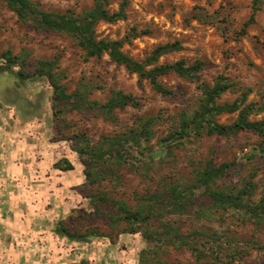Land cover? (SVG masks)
Returning a JSON list of instances; mask_svg holds the SVG:
<instances>
[{"label": "rangeland", "instance_id": "obj_1", "mask_svg": "<svg viewBox=\"0 0 264 264\" xmlns=\"http://www.w3.org/2000/svg\"><path fill=\"white\" fill-rule=\"evenodd\" d=\"M34 1L46 11L73 9L78 13L94 3V0ZM123 1L111 0L109 8L118 10ZM252 2L128 0L127 18L115 22L100 21L96 34L99 38L120 39L132 27H137V36L125 42L123 50L140 60L146 58L157 45L178 41L182 48L162 55L159 63L182 58L188 63L202 60L205 62L200 72L202 80L213 84L219 74H225L236 83L233 90L218 98V102H231L242 91L251 88L247 102L264 104V3L256 20L242 33L244 23L252 13ZM197 6L204 8L202 11L208 15L198 17L195 14ZM217 11L232 15L233 23L229 29L222 28V16ZM8 50L17 56L15 64L11 63L8 55H4ZM54 58L58 59L55 71L63 74L59 82L65 86L67 93H74L87 85L90 99L106 102L113 91L123 90L133 94L140 105L117 108L113 118L81 111L69 100L60 99L47 77L34 76L38 60ZM160 80L174 90L173 95L158 92L149 80L119 65L108 53L88 57L73 36L38 29L30 21L23 20L6 0H0V87L20 81L26 93L33 97L36 107L31 115L21 113L22 120L32 116L48 118L50 115L53 118L50 158L37 157L30 169H24L21 183H75L67 190L69 194L64 195L70 208L65 207L64 217L58 219L59 224L68 226L72 232H91L87 239L89 242L107 236L111 243L119 242L121 253L131 250L133 259L137 260L145 247H154V244L142 232L131 236L132 233L125 230V221L111 225L107 215L113 214L114 209L98 197L124 200L135 208L142 196L163 190L166 183H193L197 167L202 168L210 159L216 164L234 163L227 176L219 180L222 187L236 188L246 180H252L256 183L253 199L259 201L264 195V152L259 150L261 137L255 132L245 130L231 136L191 135L168 144L171 142L165 138L179 123L180 114L183 111L193 112L198 106L201 89L197 82L173 72L162 75ZM39 89H43L44 94L40 95L37 92ZM4 95V102L12 100L7 93ZM7 112L8 109L5 110ZM237 115V112L225 113L216 119L221 123H231ZM152 116L157 118L152 125L154 135L144 143L142 152L134 150L135 155L130 159L134 165L125 162L116 169V176L103 178L99 183L88 181L87 156L78 151L82 145L79 137L84 135L96 144L104 137L129 131L138 119ZM250 119L264 121V110L253 113ZM41 162L46 164L42 170ZM68 162L73 164V169H67ZM55 173L63 174L56 176ZM167 220L184 233L201 228L210 233L223 234L222 238L227 242L228 238H232L233 243L239 246V256L224 264H264V218L250 217L243 210L220 208L211 217L170 213ZM133 236L136 238L133 239ZM245 247L248 252H244ZM154 249L150 254L170 264H198L196 256L186 246L161 244ZM117 259L114 256L112 264ZM207 261L212 263L213 257L209 255L202 260Z\"/></svg>", "mask_w": 264, "mask_h": 264}, {"label": "trees", "instance_id": "obj_2", "mask_svg": "<svg viewBox=\"0 0 264 264\" xmlns=\"http://www.w3.org/2000/svg\"><path fill=\"white\" fill-rule=\"evenodd\" d=\"M8 5L25 21H30L38 29L51 30L69 34L85 50L88 57L102 56L108 53L119 65H124L130 72L137 73L140 78L149 80L154 89L164 95H173L174 90L164 85L160 77L169 73L195 81L201 89L199 103L192 111H183L180 121L165 140L176 142L188 136L195 135H222L231 136L241 131L250 130L261 137L259 150L264 152V121L251 120L253 113L264 110V104L258 102H247L248 94L252 91L247 88L240 96L231 102H218V98L225 92L233 90L236 83L225 74H219L213 84L201 79L205 62L197 60L188 63L182 58L174 62L159 63L162 55L182 48L178 41L167 42L157 45L144 59H135L128 55L123 46L125 42L137 36V27L120 39L99 38L96 27L100 21L115 22L126 19L128 16V0H124L118 10H111V0H94L93 6L76 12L73 9L66 11H46L34 0H6ZM264 0H253L252 13L244 23L242 33L256 20L258 11L262 8ZM198 17L208 15L203 12L204 8H195ZM217 11L216 13H221ZM223 29H229L233 23L230 13L220 14ZM11 59V63L17 61L8 50L4 53ZM12 57H11V56ZM58 59L38 60L34 76L47 77L54 86V92L60 99L69 100L73 106L81 111H91L93 114H103L107 118L114 117V110L124 108L127 105L139 106V100L131 93L123 90H115L106 102L92 100L88 97L89 88L84 85L74 93H67L65 86L61 84V72H56L55 67ZM237 112V118L231 123H221L216 117L225 113ZM156 117L138 119L136 125L122 133V135L104 137L99 143L92 144L91 140L81 135V147L78 150L87 156L86 174L88 181L100 182L103 178L117 175L116 169L125 162L133 164L130 159L134 156V150L141 152L145 148L144 143L151 140L154 135L152 129ZM134 165V164H133ZM233 162L216 164L213 159L206 161L204 166L197 167L193 183H166L163 190L142 196L137 207H130L124 200L100 196L98 199L105 200L114 209V213L107 215L111 225H117L125 221L126 231L135 234L142 232L143 236L154 244V247H145L141 251L138 264H170L152 253L155 246L161 244H172L174 246H186L192 250L197 258L198 264H224L225 261L239 256V246L233 243L232 238L224 241L223 234L210 233L204 229L197 228L191 232L184 233L180 228L167 220L170 213L191 214L195 217H211L220 208L243 210L250 217L264 218V195L259 201H255L256 183L246 180L240 187H222L219 180L225 178L232 170ZM73 164L68 162L67 169H73ZM90 168V170H89ZM96 183V184H98ZM103 213V212H102ZM136 224H140L137 226ZM159 228H162L159 230ZM57 230L71 239L87 240L91 232H72L68 226L58 224ZM96 232V231H94ZM244 252H248L245 247ZM211 255L213 262H202ZM78 264H88L83 259Z\"/></svg>", "mask_w": 264, "mask_h": 264}, {"label": "crops", "instance_id": "obj_3", "mask_svg": "<svg viewBox=\"0 0 264 264\" xmlns=\"http://www.w3.org/2000/svg\"><path fill=\"white\" fill-rule=\"evenodd\" d=\"M6 93L12 98L10 115L2 106ZM0 105V264H78L83 259L88 264H112L114 256L118 261L113 264H138L131 250L121 253L119 242L111 243L107 236L89 242L57 230L65 207L70 208L64 195L75 183H21L24 169H30L37 157L50 158L53 118L22 120L20 111L29 114L36 105L13 87L0 90ZM45 165L41 162V170Z\"/></svg>", "mask_w": 264, "mask_h": 264}, {"label": "flooded vegetation", "instance_id": "obj_4", "mask_svg": "<svg viewBox=\"0 0 264 264\" xmlns=\"http://www.w3.org/2000/svg\"><path fill=\"white\" fill-rule=\"evenodd\" d=\"M13 84H15V86L13 87V89L15 90V91H19V95L21 96V97H24V98H26V99H29V100H31L33 103H34V100L32 99L33 97H31V95L29 94V93H26V88H24L23 86H22V83L19 81H15L14 83H10V84H7L6 86H4V87H0V90H5V89H12V86H13ZM16 88V89H15ZM38 93H40V95L41 94H44L43 92H45V91H43V89H39V91H37ZM8 93V92H7ZM17 93V92H16ZM34 94V93H33ZM15 100V99H14ZM45 103H47L46 101H45ZM2 104V103H1ZM8 105H11L12 106V103H9V102H3V108L5 109V107H6V109H9V107H7ZM32 105V104H31ZM34 105H35V103H34ZM1 106V105H0ZM31 107V106H30ZM19 108V111L21 110V108H22V106H19L18 107ZM18 110V109H17ZM22 113V111H20V114ZM32 113V112H31ZM31 113H30V115H31ZM22 114H25L26 115V113H22ZM21 114V115H22ZM38 118L39 116H32L31 118Z\"/></svg>", "mask_w": 264, "mask_h": 264}]
</instances>
